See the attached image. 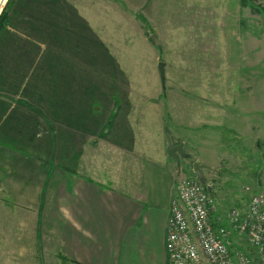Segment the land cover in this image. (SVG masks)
I'll return each instance as SVG.
<instances>
[{
    "label": "rangeland",
    "instance_id": "374dc122",
    "mask_svg": "<svg viewBox=\"0 0 264 264\" xmlns=\"http://www.w3.org/2000/svg\"><path fill=\"white\" fill-rule=\"evenodd\" d=\"M8 1L0 0V15ZM22 1L13 0L11 22L0 33L1 62L39 58L59 82L47 91L62 97H70L73 64L85 62L89 82L98 85L108 72L113 92L136 96L133 124L147 143L142 149L164 140L185 144L193 156L180 170L198 178L194 162L204 161L205 181L223 195V213L245 186L243 200L264 193V0ZM28 224L2 232L0 264H38L48 254L43 223Z\"/></svg>",
    "mask_w": 264,
    "mask_h": 264
},
{
    "label": "crops",
    "instance_id": "0c3cea01",
    "mask_svg": "<svg viewBox=\"0 0 264 264\" xmlns=\"http://www.w3.org/2000/svg\"><path fill=\"white\" fill-rule=\"evenodd\" d=\"M13 50L24 52L16 47L7 52ZM19 60L11 66L0 61V240L4 230L24 229L36 220L49 242L38 264H167L177 183L194 179L170 157L177 145L164 140L142 149L147 143L133 124L136 96L116 93L114 87L113 92L108 72L98 85L89 82L85 62L73 64L70 97H62L47 91L59 84L52 79L56 70L38 65L39 58ZM70 82L71 76L60 84ZM184 152L181 160L189 164L193 153ZM64 165L73 173H63ZM208 185L214 219L247 207L250 198L240 194L247 186L223 213V195Z\"/></svg>",
    "mask_w": 264,
    "mask_h": 264
},
{
    "label": "built area",
    "instance_id": "2783aa9c",
    "mask_svg": "<svg viewBox=\"0 0 264 264\" xmlns=\"http://www.w3.org/2000/svg\"><path fill=\"white\" fill-rule=\"evenodd\" d=\"M210 188L197 178L177 183L167 226V264H264V193L253 192L246 208L214 219Z\"/></svg>",
    "mask_w": 264,
    "mask_h": 264
},
{
    "label": "water",
    "instance_id": "95a60500",
    "mask_svg": "<svg viewBox=\"0 0 264 264\" xmlns=\"http://www.w3.org/2000/svg\"><path fill=\"white\" fill-rule=\"evenodd\" d=\"M155 40H157L156 35H154ZM164 63L160 64V74H161V80L163 87L165 88L166 84V75H165V69H164ZM169 155L173 159H175L178 164L180 165L181 163V158L182 157H187V154H185L184 149H183V143L171 148L169 150ZM195 171L199 175L198 178L200 179L201 182L206 183L203 173H202V168L205 167L201 162H196L195 164Z\"/></svg>",
    "mask_w": 264,
    "mask_h": 264
},
{
    "label": "trees",
    "instance_id": "16d2710c",
    "mask_svg": "<svg viewBox=\"0 0 264 264\" xmlns=\"http://www.w3.org/2000/svg\"><path fill=\"white\" fill-rule=\"evenodd\" d=\"M13 4V0H9L4 11L2 12V14L0 15V33L3 31V28L6 26H9L10 24V19L11 17H9V9Z\"/></svg>",
    "mask_w": 264,
    "mask_h": 264
},
{
    "label": "bare ground",
    "instance_id": "6f19581e",
    "mask_svg": "<svg viewBox=\"0 0 264 264\" xmlns=\"http://www.w3.org/2000/svg\"><path fill=\"white\" fill-rule=\"evenodd\" d=\"M175 200V199H174Z\"/></svg>",
    "mask_w": 264,
    "mask_h": 264
}]
</instances>
